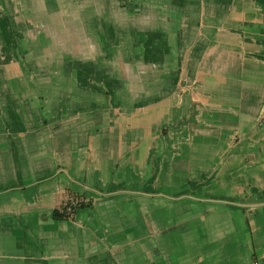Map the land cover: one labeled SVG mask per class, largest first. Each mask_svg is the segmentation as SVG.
<instances>
[{"label":"crops","instance_id":"obj_1","mask_svg":"<svg viewBox=\"0 0 264 264\" xmlns=\"http://www.w3.org/2000/svg\"><path fill=\"white\" fill-rule=\"evenodd\" d=\"M0 264H264V0H0Z\"/></svg>","mask_w":264,"mask_h":264},{"label":"rangeland","instance_id":"obj_2","mask_svg":"<svg viewBox=\"0 0 264 264\" xmlns=\"http://www.w3.org/2000/svg\"><path fill=\"white\" fill-rule=\"evenodd\" d=\"M133 64V65H132ZM61 65V64H59ZM114 70V74L119 75L120 77L118 79H120L119 85L123 84V80L124 81V88L126 91H128L129 96H132V94L134 93V91L137 90V85H138V79L135 78L136 76V71H137V65L138 64H110ZM124 70V74L123 76L120 74V72ZM42 74V72L40 73ZM41 82H45V81H52V80H47V79H40ZM118 85V86H119Z\"/></svg>","mask_w":264,"mask_h":264},{"label":"trees","instance_id":"obj_3","mask_svg":"<svg viewBox=\"0 0 264 264\" xmlns=\"http://www.w3.org/2000/svg\"><path fill=\"white\" fill-rule=\"evenodd\" d=\"M72 201L73 200L67 201L66 204H64L60 210H56L54 212L55 220H65V219L71 220L74 218L76 211L78 209H81V208L83 209L86 206V204L83 201H80L78 206L73 207L71 205ZM68 210H71V211H68Z\"/></svg>","mask_w":264,"mask_h":264},{"label":"built area","instance_id":"obj_4","mask_svg":"<svg viewBox=\"0 0 264 264\" xmlns=\"http://www.w3.org/2000/svg\"><path fill=\"white\" fill-rule=\"evenodd\" d=\"M79 203H80L79 200H73L72 203H71V205H72L73 207H76V206H78ZM68 211H71V210H68Z\"/></svg>","mask_w":264,"mask_h":264}]
</instances>
